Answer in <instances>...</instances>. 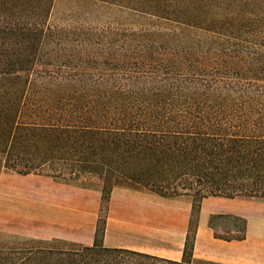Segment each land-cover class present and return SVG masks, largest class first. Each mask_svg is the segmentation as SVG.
Returning a JSON list of instances; mask_svg holds the SVG:
<instances>
[{
  "label": "trees",
  "instance_id": "obj_1",
  "mask_svg": "<svg viewBox=\"0 0 264 264\" xmlns=\"http://www.w3.org/2000/svg\"><path fill=\"white\" fill-rule=\"evenodd\" d=\"M2 173L97 191L104 221L0 264H215L194 259L203 201L264 203V0H0ZM116 189L190 203L180 261L104 246ZM208 227L246 240L243 218Z\"/></svg>",
  "mask_w": 264,
  "mask_h": 264
},
{
  "label": "crops",
  "instance_id": "obj_2",
  "mask_svg": "<svg viewBox=\"0 0 264 264\" xmlns=\"http://www.w3.org/2000/svg\"><path fill=\"white\" fill-rule=\"evenodd\" d=\"M117 190V189H116ZM124 197L113 192L106 221L104 246L129 249L160 258L180 261L183 257L191 205L185 200H167L157 196L122 191ZM121 192V194H122ZM100 193L58 183L51 178L2 173L0 176V233L12 234L39 241L59 240L82 246H92L100 210ZM117 205L130 208L116 219ZM154 210V211H153ZM223 214L247 221L246 240L225 242L214 237L208 227L211 215ZM164 227L162 230L153 227ZM173 230L176 236L166 237L165 255L139 250L148 245L145 238L158 236L156 232ZM124 230L141 243L130 245L119 238ZM156 233V234H155ZM147 243V244H146ZM150 245V244H149ZM136 246V248L134 247ZM211 257L214 263L264 264V203L220 198L205 199L202 203L196 234L194 259Z\"/></svg>",
  "mask_w": 264,
  "mask_h": 264
},
{
  "label": "rangeland",
  "instance_id": "obj_3",
  "mask_svg": "<svg viewBox=\"0 0 264 264\" xmlns=\"http://www.w3.org/2000/svg\"><path fill=\"white\" fill-rule=\"evenodd\" d=\"M57 6H58L57 8H58L59 11L67 8L66 3H64L62 1L59 2ZM94 22L95 23H93L91 25H99L100 24V19L98 21H94ZM115 191H116L115 195H119V196H122V197H124V194H123L122 191L126 192V190H120V189H117ZM121 192H122V194H121ZM143 195L144 196H140V198L146 197L147 194H143ZM129 208L130 207L128 205H123V206L117 205L115 207V209H114L115 218L116 219H120L121 221H124L121 218V216L123 217V215H125L124 213L127 212ZM108 211H109V209H108ZM99 217H100V215H99ZM99 217H98V222H101L100 229L102 230L103 229V223L102 222L104 221V218L103 217L99 218ZM106 217L108 218V214H107ZM189 220H190V217H189ZM229 224H230V222L227 221V220L217 221L216 222V226H217V229H218V233L222 234L221 233V228L223 226H228ZM162 228H164V227H157V226L153 227V229H156V230H162ZM156 233H158L159 235L158 236H153L151 238H145L146 240H148L147 241L148 243L150 242L149 243L150 245L149 244L148 245L141 244V247L138 248V249L141 250V251L147 252V253H157L159 255H165V251H163L162 249H164L163 245H168V243L166 242V237L164 235H167V237H177V238L179 237V239H180V235H181V233H179L176 236V234L173 232V230H169L167 228L164 231H160V232H156ZM14 237H19V238H23V239H30V238H26V237H23V236L6 234V233H0V248L6 247V246L10 245V243H13L15 241ZM119 238L121 240H124V242H126V243H128L130 245H133L135 243H141V242L145 241L144 239L136 238L135 235L129 234L128 230H124L123 232H121L120 235H119ZM134 247L136 248V246H134ZM212 261H217V260H212L211 257L210 258L209 257H205V258H202V260H199L198 262L199 263H214ZM228 263H230V264H244V262H239V261H230ZM215 264H225V263H221L220 262V263H215Z\"/></svg>",
  "mask_w": 264,
  "mask_h": 264
}]
</instances>
